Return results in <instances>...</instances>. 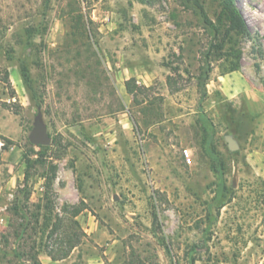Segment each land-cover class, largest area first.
I'll return each mask as SVG.
<instances>
[{
	"label": "rangeland",
	"instance_id": "obj_1",
	"mask_svg": "<svg viewBox=\"0 0 264 264\" xmlns=\"http://www.w3.org/2000/svg\"><path fill=\"white\" fill-rule=\"evenodd\" d=\"M196 1L215 21L219 0ZM193 2L0 0V264H31V245L41 264H264V0H235L251 36L238 71L211 63L204 99L196 78L209 36ZM131 79L143 91L130 94ZM199 108L233 192L219 214ZM36 119L48 150L22 213H38L51 163L54 206L24 241L10 208L24 203Z\"/></svg>",
	"mask_w": 264,
	"mask_h": 264
},
{
	"label": "trees",
	"instance_id": "obj_2",
	"mask_svg": "<svg viewBox=\"0 0 264 264\" xmlns=\"http://www.w3.org/2000/svg\"><path fill=\"white\" fill-rule=\"evenodd\" d=\"M219 3L220 12L215 21L209 19L203 7L196 0H194L193 5H191L192 11L199 17L203 30L209 36L207 48L202 53V65L200 66L199 74L196 78L201 99L206 97L205 86L212 71L211 63L214 60H221L229 66L228 72L238 71L241 67V41L248 39L251 36L250 28L242 13L237 8L235 0H219ZM189 4L190 2L187 3L188 6ZM22 77L25 82L28 81V71L26 68H22ZM169 80L170 77H168V81ZM133 82L134 81L131 79L125 83L126 89L130 94L143 91L140 87H136V85L132 84ZM198 111L201 113L199 121L202 128V135H200V151L202 157L208 161V166L215 178L213 185L215 186V200L218 201L219 204L217 207V214H219L220 209L224 207L226 203L223 202V200L227 197H229L228 200H231L233 198V192L226 184V160L218 151L216 144L213 141V135L209 133V131L213 130V123L204 115L201 108H199ZM36 148H38L37 151H35L34 147L29 149L28 152L24 153L22 158L25 165L23 187L18 191L20 195H24V203H21L22 201L16 197L10 208V212L17 222L16 227L14 228V234L19 240L24 241L31 240V238L24 239L29 230L36 233V227L39 225L40 210L43 209L45 212H50L54 206L53 183L56 179L57 166L51 163L48 167V172L43 176L44 193L41 205L37 206L38 213L33 215L30 220L26 219L22 213L24 209H27V202L29 200L27 190L33 172L36 169V166L44 163L46 152L48 150V147L45 146H37ZM79 213L80 210L74 209L72 216L76 217ZM73 224L78 228L76 222H73ZM54 229H56V225L52 228L53 232ZM53 232L51 233V236ZM81 234L76 231L72 235L67 236L66 242L70 250L77 247L81 242ZM18 256H22L21 253H19ZM26 256L29 258L31 264H41L38 260V252L33 245L28 247ZM48 256L53 261H56L58 259H64L66 253L62 252L59 257H55L49 252ZM190 262V264H194L192 257Z\"/></svg>",
	"mask_w": 264,
	"mask_h": 264
},
{
	"label": "water",
	"instance_id": "obj_3",
	"mask_svg": "<svg viewBox=\"0 0 264 264\" xmlns=\"http://www.w3.org/2000/svg\"><path fill=\"white\" fill-rule=\"evenodd\" d=\"M31 143L34 146H47L49 143V138L47 136V131L45 126L42 124L40 119H36L35 124H34V129L32 131L31 135ZM226 143L228 150L230 152H235L238 149V146L236 142L230 138H226Z\"/></svg>",
	"mask_w": 264,
	"mask_h": 264
},
{
	"label": "built area",
	"instance_id": "obj_4",
	"mask_svg": "<svg viewBox=\"0 0 264 264\" xmlns=\"http://www.w3.org/2000/svg\"><path fill=\"white\" fill-rule=\"evenodd\" d=\"M184 158L187 161V163H191V157H190V153L188 150L184 151Z\"/></svg>",
	"mask_w": 264,
	"mask_h": 264
}]
</instances>
